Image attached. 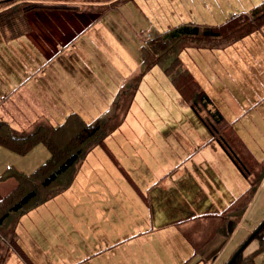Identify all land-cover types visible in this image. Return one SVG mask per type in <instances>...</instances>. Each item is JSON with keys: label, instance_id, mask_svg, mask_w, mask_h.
Wrapping results in <instances>:
<instances>
[{"label": "rangeland", "instance_id": "1", "mask_svg": "<svg viewBox=\"0 0 264 264\" xmlns=\"http://www.w3.org/2000/svg\"><path fill=\"white\" fill-rule=\"evenodd\" d=\"M52 1L58 0L44 2ZM59 1L75 5L79 10L88 7L86 0ZM262 1L264 0H126L117 5L111 3L96 7L94 9L98 10L93 9L92 12L55 10L50 15L43 12L42 19L34 17L36 13H30L27 19L34 33L30 31L12 39L13 31L5 30L2 33L0 30V60H6L9 66L7 69L15 75L22 67L17 69V63L11 61L21 56L32 60L39 53L44 61L42 67L45 70H49L47 61L56 65L58 76L53 74L56 86L63 85L64 82L67 89L62 97L58 95L54 98L58 87H49L51 76L47 77L44 84L41 82L44 89L39 93V97L36 95L34 101L27 100L22 107L19 106L17 113L10 112V116L2 117L8 118L10 124L14 123L19 127L21 123H25L24 120L32 121L34 118H37L34 123L56 125L66 114L75 112L86 123L91 122L110 106L113 99L111 92L114 87L116 88L119 78L125 77L126 80L129 77L127 81L131 82V77L143 67L137 52L140 43L177 25L186 23L209 27L220 25L232 16L248 13ZM106 2L100 1L97 4L102 5ZM67 14L69 18L65 17ZM16 23H18L16 29L22 32L25 28V19L23 22L17 20ZM11 44L13 46H10ZM216 44L218 42L209 41V45ZM196 50L207 51L212 64L225 71L221 62L222 53L219 50L188 48L183 50L180 57L189 71L193 66L199 68L194 59L200 61L205 59L204 56L195 53ZM230 50L233 59L229 60L228 54L225 55V61L230 63L231 71H227L226 83H221V87H227L230 93L229 107L223 104L217 89L215 87L214 90L211 89L209 80L199 75L196 78L204 88L210 89L216 105L251 153L257 159H261L264 152V25L255 28L251 35L241 36L236 42L235 49ZM25 71L26 75H39L36 66H27ZM63 72L67 80L62 82L59 74L63 76ZM219 78L215 73L211 80L222 82ZM44 91H47L44 95L52 94L53 98L43 97ZM137 91L139 94L135 100L136 104L129 108L118 130L105 139L113 157L100 146H95L81 164L72 185L66 189L69 196L51 201L52 204L64 201L71 204L81 202L106 204L113 206L119 214L124 213L125 205L141 204L143 209L135 211L136 213L132 211L139 221L140 216L147 214V210L151 209L150 204L152 214L157 213V201L153 198L168 196L164 192L161 193V189L165 188L167 183H170L168 186L170 194L165 205L169 206L173 198L183 195L186 196V202L194 204L195 197H190L187 190L177 191L181 186L177 184L175 173L179 167L190 166L191 158L195 154H208V151L211 153L217 148L215 153H211L222 156L215 161L217 165L227 168L230 176L235 174V169L230 170L234 164L210 140L208 131L195 113L187 105L179 102L176 89L164 75L161 67L150 68L143 75ZM10 101L12 102V99ZM124 109L125 106H122L119 113L121 114ZM11 154L12 161L25 172H30L49 157L47 149L42 144H36L31 151L23 155ZM184 171L188 172L187 169ZM148 183L155 192L154 195L151 194L149 187H145ZM173 184L176 186H172ZM256 192L250 202L251 207L241 222L242 232L252 227L254 229L264 218L263 180ZM197 209L199 215L203 214L201 211L204 209L198 206ZM192 210L194 216L193 207ZM52 213L57 218H63L61 214L64 215V210ZM183 215L184 212L179 210L171 221L180 219ZM191 219L190 229L181 228H184L185 236L190 241H196L198 235L195 233L200 227L197 228V224L193 223L194 218ZM184 221H177L175 225L168 226L153 224L154 239L151 242L157 245L158 238H161L167 241L162 242L161 247L170 251L171 247H175L171 241V234L177 230L181 232L178 225ZM95 226L96 223L91 224V227ZM129 226L132 227L133 224L126 222L120 231ZM236 239H240V234ZM257 245L258 241L252 239L244 248V253ZM160 258L161 262L168 264L169 260L163 256ZM161 262L158 264H163Z\"/></svg>", "mask_w": 264, "mask_h": 264}, {"label": "crops", "instance_id": "2", "mask_svg": "<svg viewBox=\"0 0 264 264\" xmlns=\"http://www.w3.org/2000/svg\"><path fill=\"white\" fill-rule=\"evenodd\" d=\"M43 12L50 15L52 11H40L36 13L34 17H40L42 19L41 14ZM65 17L69 18L70 16L67 14ZM31 33H34L32 28ZM251 34L252 33L248 35ZM236 42L223 48L209 49L219 50V52L222 53L221 62L224 65L222 67L225 71L219 70L217 66L213 65L210 61L208 52L202 50H196L194 52L204 56L205 59L202 61L194 59L193 61L199 68L193 66L190 70L194 79L199 84L200 82L196 78L197 75L203 77L205 80H209L211 89L214 90V87L217 89V94L226 107L230 106V93L227 87H221V83H226L228 79L226 78L227 71H231L229 67L231 65L225 61V55L229 54V60L232 58L230 49H235ZM10 46H13V44ZM39 55L38 53L36 58L32 60L31 58H23L21 56L11 61L17 63V69L22 67L21 70L16 71L15 75L7 69L9 66L6 60H0V120L5 121L13 128L29 129L37 118H34L32 121L24 120L23 122L25 123H21V127H19L14 123L10 124L7 121L8 118L2 117V115L8 117L10 116V112L17 113L19 106L22 107L27 100L34 101L36 95L39 97V93L44 89L42 84H44L45 78L51 76L49 87H58L57 94L54 98L58 95L62 97L67 89L63 82L67 80L65 78V72H63V76L59 74L63 85L58 84L56 86V83L53 82V74L58 76L56 65L47 61L49 70H45L42 67L44 61L40 57L41 55ZM30 65L36 66V68L39 69V75H26L27 72L25 71V67ZM215 73L220 77L219 81L222 80V82H214L211 80L215 76ZM124 80L125 77L124 79L119 78L118 82H116V88L113 86L114 89L111 92V99L114 97L116 89ZM201 87L208 94L213 105L226 119L224 113L216 105L210 89L208 87L204 88L202 85ZM137 92L129 108L134 105L135 100L138 98L139 91ZM44 93H47V91L42 93L43 97L48 96V99L53 98L52 94L44 95ZM11 99L12 102L10 101ZM41 116L43 115H40V117ZM62 118L64 119V117ZM15 119H17V117ZM239 137L241 138L240 135ZM216 149L217 148L211 151V153H215L217 151ZM218 149L221 150L220 148ZM209 152L210 151H208V154H195L191 158L190 166L186 165L187 167H179L177 168L178 171L175 173L177 184L179 183L181 186L177 191L187 190L190 197H195L194 204L186 202V196L183 195L179 198H173V202L169 203V206L165 205L164 203L167 202L170 194L168 188L170 183H167V186L161 189V193L164 192L168 194V196L159 199L153 198V200L157 201V213L152 214V207L150 204L151 209L147 210V214H142L138 221L135 211L143 209L141 204L123 206V214L117 213L113 206L106 204H88L83 202L71 204L66 201L52 204L51 201L69 196L67 194L68 192L64 191L46 203L27 212L19 219L16 225L17 242L34 264H158L161 262V256L169 260L168 264H225L235 247L242 243L246 235L253 229L252 227L246 232L241 231V222L245 214L249 211L251 207L250 204L229 236H224L216 232H208L204 237L198 235L196 240L197 246H194L184 234L177 230V232L174 231L171 234V241L175 247H171L170 251L165 250L167 248L163 249L161 247L162 242L167 243V241L161 238H158L157 245L151 242L154 239L152 237L154 231L153 224L168 226L175 225L177 221L185 220L180 226L190 229V225H192L191 218L197 217V219H200L202 222L201 225H205V223L210 220V218L206 216L215 215L224 210L246 189L248 185L247 181L236 167L233 165V168H230V170L235 169L236 171L233 176H230V171L228 172L227 168H221L215 162L218 157L222 156L212 155ZM10 153H12L11 155L16 154L0 146V175L3 174L8 167L21 170L17 167L18 165L12 161L13 158L11 157L13 156H10ZM185 169H187L188 172L184 171ZM232 180L234 181L232 182ZM16 183L14 177L1 178L0 198L12 191ZM172 186L175 187L176 185L173 184ZM145 187H149V183L146 184ZM149 190L152 195L155 194L152 188L149 187ZM197 206L200 207V209H204V211H201L203 214H198ZM192 207L194 209V216H192ZM62 209L64 210V215L61 214L63 218H57L52 213L61 211ZM179 210L183 211L184 215L180 219L171 221V218L175 216ZM258 216H260V214H258ZM126 222L129 224L132 223L133 226H129L123 231H120L121 226H125ZM189 222L191 224H184ZM92 223H96V226L91 227ZM181 229L183 230L184 228ZM238 234H240V239H236ZM247 253H244L243 250V254ZM254 263L264 264V250L260 252L259 255L258 253L255 255ZM6 264L26 263L17 253L13 252L10 254Z\"/></svg>", "mask_w": 264, "mask_h": 264}, {"label": "trees", "instance_id": "3", "mask_svg": "<svg viewBox=\"0 0 264 264\" xmlns=\"http://www.w3.org/2000/svg\"><path fill=\"white\" fill-rule=\"evenodd\" d=\"M44 1L0 0L1 32L13 31L11 32L12 39L28 34L31 26L27 15L30 13L55 10L92 12L98 10L94 9L96 7L111 3L117 5L126 0H86L88 7L85 10H79L77 6L59 0L50 3ZM100 1L107 2L102 5L97 4ZM90 7L91 9H88ZM24 19L25 28L19 32L16 29L18 26L16 22L17 20L23 22ZM262 25H264V1L248 13H239L220 25L209 27L186 23L150 36L138 47L139 59L143 67L135 76L133 75L134 77L130 75L132 76L131 82L127 81L129 77L123 82L108 109L91 122L86 123L75 112L68 113L56 125L38 122L33 123L29 129L21 130H16L0 120V146L18 155H23L36 144H42L49 153V157L30 172L8 167L0 175V179L14 177L17 182L12 191L0 198V264H6L13 252L17 253L26 264H34L17 242L16 225L19 219L27 212L66 191L73 183L87 154L95 146H100L110 157H113L105 139L120 127L134 100L143 75L154 66L161 67L164 75L169 78L176 89L179 102L187 105L195 113L208 131L210 140L225 153L247 181L246 189L229 206L215 215L206 216L210 220L205 225H201L202 222L197 217L193 220L197 228L200 227L195 235L204 237L208 232H216L229 236L264 179V152L261 159H257L251 153L230 122L213 105L208 94L184 66L180 55L188 48H223L238 41L241 36L252 33L255 28ZM209 41L218 42V44L209 45ZM122 106H125V109L120 114L119 109ZM132 184L135 183L132 182ZM181 232L185 236L182 229ZM185 237L188 239L187 236ZM252 239H256L258 245L251 252L243 254L244 248ZM191 242L197 246L196 241L191 240ZM249 242L229 264H255V255L264 250V224Z\"/></svg>", "mask_w": 264, "mask_h": 264}, {"label": "water", "instance_id": "4", "mask_svg": "<svg viewBox=\"0 0 264 264\" xmlns=\"http://www.w3.org/2000/svg\"><path fill=\"white\" fill-rule=\"evenodd\" d=\"M264 224V218L258 223V225L248 234V236L243 240V242L236 248L231 257L225 264H229L234 257L245 247V245L249 242V240L255 235V233L260 229V227Z\"/></svg>", "mask_w": 264, "mask_h": 264}]
</instances>
